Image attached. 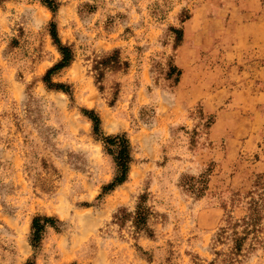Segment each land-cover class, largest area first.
<instances>
[{"label":"rangeland","instance_id":"obj_1","mask_svg":"<svg viewBox=\"0 0 264 264\" xmlns=\"http://www.w3.org/2000/svg\"><path fill=\"white\" fill-rule=\"evenodd\" d=\"M57 1L0 0V264H264V0ZM52 20L70 94L42 80ZM82 109L131 146L106 193L115 163ZM35 215L57 219L36 247Z\"/></svg>","mask_w":264,"mask_h":264},{"label":"trees","instance_id":"obj_2","mask_svg":"<svg viewBox=\"0 0 264 264\" xmlns=\"http://www.w3.org/2000/svg\"><path fill=\"white\" fill-rule=\"evenodd\" d=\"M50 11L54 12L58 8L57 0H40ZM176 33V41L181 40L182 31L180 29H173ZM49 34L58 52L60 59L50 66L44 73L42 80L49 88H55L70 94V88L64 83H55L51 80V76L61 69L67 67L73 60V51L68 44L63 43L57 33L55 21L49 23ZM120 66V60L117 52H113L109 56L104 57L98 62V67H112L117 68ZM179 74V71H177ZM98 77H102V72H98ZM99 81V79H97ZM83 114L88 117L92 123L93 134L100 137L104 148L110 154L115 163V174L112 180L102 187V192L106 193L114 189L117 185L123 183L128 175L129 165L132 161L131 146L128 138L124 134L106 135L103 136L100 129V118L92 110L82 109ZM145 196L139 197V202L133 214V222L137 228L147 230V217L149 214L148 207L145 205ZM57 219L46 215H35L31 220L30 225V243L36 247L38 246L42 233L46 225L55 227ZM248 223V222H246ZM253 223V222H251ZM150 232V231H148ZM150 234V233H149ZM244 237L237 235L234 239L233 248L237 251L241 249L242 240ZM25 264H35L33 259H28Z\"/></svg>","mask_w":264,"mask_h":264}]
</instances>
